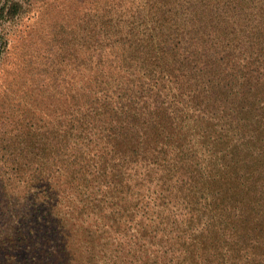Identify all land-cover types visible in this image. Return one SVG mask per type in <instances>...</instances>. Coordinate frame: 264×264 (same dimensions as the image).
<instances>
[{
  "label": "trees",
  "instance_id": "trees-1",
  "mask_svg": "<svg viewBox=\"0 0 264 264\" xmlns=\"http://www.w3.org/2000/svg\"><path fill=\"white\" fill-rule=\"evenodd\" d=\"M142 2L1 89L0 264H264V0Z\"/></svg>",
  "mask_w": 264,
  "mask_h": 264
},
{
  "label": "rangeland",
  "instance_id": "rangeland-1",
  "mask_svg": "<svg viewBox=\"0 0 264 264\" xmlns=\"http://www.w3.org/2000/svg\"><path fill=\"white\" fill-rule=\"evenodd\" d=\"M142 4V0H0V92L4 86L10 94L22 87L39 101V80H50L44 77L48 58L69 54L77 36L103 37L111 23L118 24V30L136 27Z\"/></svg>",
  "mask_w": 264,
  "mask_h": 264
}]
</instances>
